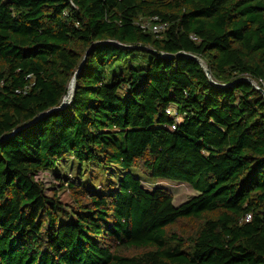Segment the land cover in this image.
<instances>
[{
  "label": "trees",
  "instance_id": "obj_1",
  "mask_svg": "<svg viewBox=\"0 0 264 264\" xmlns=\"http://www.w3.org/2000/svg\"><path fill=\"white\" fill-rule=\"evenodd\" d=\"M155 17L160 34L142 29ZM247 80L264 90V0H0V264H264ZM47 172L75 196L69 221ZM141 178L198 195L175 207Z\"/></svg>",
  "mask_w": 264,
  "mask_h": 264
},
{
  "label": "rangeland",
  "instance_id": "obj_2",
  "mask_svg": "<svg viewBox=\"0 0 264 264\" xmlns=\"http://www.w3.org/2000/svg\"><path fill=\"white\" fill-rule=\"evenodd\" d=\"M70 163H68V165L66 166V168L64 170H62L61 172V177L65 178V179H72V177H75V172L71 169L70 167ZM113 169V173H114V180L117 182V178L116 176H118V172ZM94 175V172H93ZM67 177V178H66ZM95 180L93 185L99 186L98 188L100 189L101 186L106 187L107 184H109V182H111V179L103 172H97V174H95ZM38 181L43 182L46 186V188L48 189L47 191V195L52 197V191L53 190H57L58 192V199L61 203V208L58 210V214H59V218L61 221H69L70 217H71V213H72V206L75 203V196L73 194V192L70 190H64L62 189L63 187L61 186V183L59 180H57L53 174L51 173H41L37 176L36 178ZM68 180H65L67 183L69 182ZM142 180V187L150 193H154L157 189H164L166 191H168L174 198V206L175 207H179L181 205H183L184 203L188 202L189 200H191L192 198L196 197L198 195L197 192L193 191L192 188L187 185V184H181L178 182H172V181H149V180H145L143 178H141ZM72 182H75V179L72 180Z\"/></svg>",
  "mask_w": 264,
  "mask_h": 264
},
{
  "label": "built area",
  "instance_id": "obj_3",
  "mask_svg": "<svg viewBox=\"0 0 264 264\" xmlns=\"http://www.w3.org/2000/svg\"><path fill=\"white\" fill-rule=\"evenodd\" d=\"M168 25L166 23H162L161 20L158 17H155L153 19H151L150 21L145 22L142 25V29L144 30H148V31H152L155 34H160L162 32H164L167 29ZM194 40H196V38H193ZM248 81V80H247ZM253 86L256 90H260L261 88L259 86H257L255 83H253ZM70 101V100H69ZM71 102V101H70ZM166 114L174 119L175 121V125H173V127L171 128L172 131H176L177 126L179 125V123L181 122V117L180 115H178L176 109L174 108H169L166 110Z\"/></svg>",
  "mask_w": 264,
  "mask_h": 264
},
{
  "label": "water",
  "instance_id": "obj_4",
  "mask_svg": "<svg viewBox=\"0 0 264 264\" xmlns=\"http://www.w3.org/2000/svg\"><path fill=\"white\" fill-rule=\"evenodd\" d=\"M181 56H184L185 57L186 55L185 54H182ZM197 60H199V59H197ZM207 74H208V76H210V72L208 70H207ZM248 82H252V81L251 80H248ZM71 85L74 86L73 92H72V97H73V94L75 92V80L71 83ZM259 91L264 95V90H261L260 89ZM71 100H72V98H71ZM70 101L69 100L68 101L64 100L63 103H62V105H61V107L59 109L65 108L70 103Z\"/></svg>",
  "mask_w": 264,
  "mask_h": 264
},
{
  "label": "bare ground",
  "instance_id": "obj_5",
  "mask_svg": "<svg viewBox=\"0 0 264 264\" xmlns=\"http://www.w3.org/2000/svg\"><path fill=\"white\" fill-rule=\"evenodd\" d=\"M73 88H74V86H70V91H69V94H68V96L65 98V100L66 101H68V100H71V98H72V92H73Z\"/></svg>",
  "mask_w": 264,
  "mask_h": 264
}]
</instances>
